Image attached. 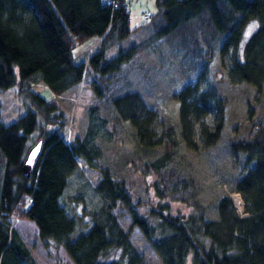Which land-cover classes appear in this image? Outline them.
Wrapping results in <instances>:
<instances>
[{"label":"trees","instance_id":"obj_1","mask_svg":"<svg viewBox=\"0 0 264 264\" xmlns=\"http://www.w3.org/2000/svg\"><path fill=\"white\" fill-rule=\"evenodd\" d=\"M116 1L114 8L104 0H0V90L18 86L25 100V113L10 124L1 119L0 101V264H37L13 226L16 218L33 222L50 255L63 248L73 264H146L131 241L132 228L163 264H264V122L254 121L251 135L230 141L239 168L231 192L241 194L243 214L237 213L229 194L219 199L216 219L196 201L189 214L173 213L168 198L181 199L177 188L187 183L169 166L179 138L173 126L157 136L156 111L131 81L120 77L139 47H120L109 57L132 33L127 0ZM155 2L148 44L161 38L174 41L183 51L181 65L193 71L209 68L216 53L228 56V76L234 83L263 89L264 0ZM251 21L258 27L244 44V29ZM91 39L99 41L96 48L77 56L75 50ZM38 84L54 97L37 92ZM83 85L100 104L89 108L86 131L68 140L69 115L58 98ZM176 99L186 146L197 149L196 127L205 146L216 145L225 126V108L217 94L189 83ZM216 102L220 118L212 127L207 118ZM122 121L132 126L144 154L164 147L162 156L141 165L154 176L159 199L144 213L135 206L142 202L134 203L128 179L104 162L103 142L118 138L116 126ZM39 140L40 155L26 177L24 162ZM79 161L98 172L95 191L105 200L81 232L78 218L62 204L71 176L80 172ZM120 204L131 215L129 230L114 213Z\"/></svg>","mask_w":264,"mask_h":264},{"label":"rangeland","instance_id":"obj_2","mask_svg":"<svg viewBox=\"0 0 264 264\" xmlns=\"http://www.w3.org/2000/svg\"><path fill=\"white\" fill-rule=\"evenodd\" d=\"M127 3L131 14L132 33L120 46L109 51V57L115 56L120 47L124 51L134 45L139 47L138 53L123 66L120 77L131 81L147 105L156 111L154 130L158 137H161L168 126H173L176 130L179 146L169 166L175 168L187 183L177 188L181 199L168 198L171 210L175 214L187 215L195 208L196 201L209 218L216 219V205L223 195L231 196L234 193L231 192L232 181L239 170L238 158L231 151L230 141L247 135V130L254 121L264 122V87L259 90L246 82L234 83L228 76V56L222 58L218 53L210 67L202 72L200 69L193 71L188 64L182 66L183 51L175 46L174 41L161 38L152 44L147 43L154 32L142 16L146 12L156 13L155 0H127ZM257 27L255 21L248 23L244 29V44ZM89 42V48L83 49L86 46L83 44L75 50L77 56L83 58L99 43L94 39L85 43ZM189 83H196L200 90H213L222 107L227 110V125L220 141L214 146L204 145L198 127L194 136L196 150L189 149L181 138L180 104L176 94ZM34 89L47 99L54 97L42 84L35 85ZM58 99L69 115L66 138L71 140L76 134L86 131L89 108L94 104L99 105L100 102L84 85ZM0 101L1 119L6 124L12 123L25 113V100L18 86L6 91L0 90ZM219 118V105L216 102L207 122L213 127ZM116 128L119 131L118 138L103 142L104 162L111 164L114 173L123 174L128 179L127 185L134 203L138 200L142 202L135 206L139 213H144L149 203L156 204L159 199L152 187L154 176L145 174L141 165L162 156L164 147L161 144L144 154L138 146L132 126L127 121H122ZM140 155L144 157V161L140 160ZM79 166L80 172L71 176L62 204L71 215L78 218V232H81L87 228L90 213L98 211L105 204V200L95 191L99 180L98 172L86 167L83 161H79ZM114 213L120 225L129 230L132 218L123 205L115 208ZM12 222L37 264H73L63 248L50 255L42 245L33 222L19 218ZM131 241L146 264H163L160 256L137 228L131 229Z\"/></svg>","mask_w":264,"mask_h":264},{"label":"water","instance_id":"obj_3","mask_svg":"<svg viewBox=\"0 0 264 264\" xmlns=\"http://www.w3.org/2000/svg\"><path fill=\"white\" fill-rule=\"evenodd\" d=\"M42 144H43L42 140H39L28 151V154L24 162V166H23V173L26 177H30L32 175L35 163L41 152Z\"/></svg>","mask_w":264,"mask_h":264},{"label":"built area","instance_id":"obj_4","mask_svg":"<svg viewBox=\"0 0 264 264\" xmlns=\"http://www.w3.org/2000/svg\"><path fill=\"white\" fill-rule=\"evenodd\" d=\"M106 4L113 5L114 8L117 7L116 0H106ZM142 17H143L144 20H150L152 18V14H151V12H146V13L143 14ZM237 205H238L237 202H235L236 208H237ZM239 210H240L239 212H241V214H242L243 213V204H241V208Z\"/></svg>","mask_w":264,"mask_h":264},{"label":"crops","instance_id":"obj_5","mask_svg":"<svg viewBox=\"0 0 264 264\" xmlns=\"http://www.w3.org/2000/svg\"><path fill=\"white\" fill-rule=\"evenodd\" d=\"M94 41H96V39H94ZM86 43H87V42H86ZM86 43H84V45H86V46H84L83 49H84V48H89V47L91 46V42H89L88 44H86ZM226 112H227V110H225V126H224V128L226 127V125H227V121H228V119H227V117H226ZM223 132H224V129H223V131H222V133H221V136H222ZM251 133H253V124L251 125L250 129L247 130V135L245 134V135H244L243 137H241V138H247L249 135H251Z\"/></svg>","mask_w":264,"mask_h":264},{"label":"bare ground","instance_id":"obj_6","mask_svg":"<svg viewBox=\"0 0 264 264\" xmlns=\"http://www.w3.org/2000/svg\"><path fill=\"white\" fill-rule=\"evenodd\" d=\"M233 196H235V197H234V198H235V199H234V202H237V204H238V205H237V208H238V209L236 208V211H237L238 214L241 215V212H239V211H240L239 209L241 208V204L243 203L242 198H241V197L239 196V194H237V193H234Z\"/></svg>","mask_w":264,"mask_h":264}]
</instances>
